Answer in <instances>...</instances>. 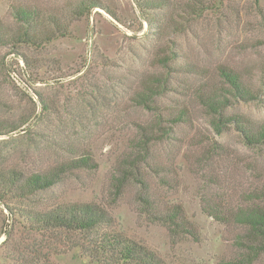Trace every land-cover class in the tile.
<instances>
[{"label": "rangeland", "instance_id": "1", "mask_svg": "<svg viewBox=\"0 0 264 264\" xmlns=\"http://www.w3.org/2000/svg\"><path fill=\"white\" fill-rule=\"evenodd\" d=\"M18 8L39 14V34L34 43L0 46V174H56L58 182L0 203V264L37 255L47 264H94L79 252L78 236L30 231L5 209L63 204L101 208L110 220L102 231L165 264L240 260L247 229L205 210L231 218L264 207V147L244 145L234 123L216 131L199 98L224 96V117L264 123V0H0L3 30L21 31ZM52 19L66 35L45 41ZM221 68L256 99L232 98ZM155 80H165L153 106L168 135L155 133L145 150L141 128H153L157 113L138 96L161 90ZM82 157L86 165H75ZM172 210L187 231L156 219ZM252 264H264V253Z\"/></svg>", "mask_w": 264, "mask_h": 264}, {"label": "trees", "instance_id": "2", "mask_svg": "<svg viewBox=\"0 0 264 264\" xmlns=\"http://www.w3.org/2000/svg\"><path fill=\"white\" fill-rule=\"evenodd\" d=\"M154 7V4H150ZM96 8L95 5H90L89 10ZM14 18L20 25L21 31L10 32L3 30L0 25V46H11L22 42H35L37 32L36 25L38 24L39 14L28 12L22 9H16ZM52 24L55 30L51 31L52 36L44 38L45 41H50L55 37H63L66 31L58 27L55 19H52ZM53 31H55L53 33ZM9 32V33H8ZM36 33V34H35ZM42 38V36H40ZM220 75L223 80L230 85L228 90L229 95L241 101H254L256 96L248 89L240 80V78L226 68L220 69ZM158 86L147 87V93L138 96L139 105L145 110L157 113L156 123L151 127H142L139 137L140 145L147 150V145L152 139H157L155 133L160 132L161 135L167 136L168 128H162V116L158 114V109L153 106L155 99L162 95L165 80L160 82L155 80ZM200 101L203 106L208 109L209 113L216 116L214 128L220 132V128L227 124L234 123L242 133L243 144L248 147L258 148L264 147V123L253 125L251 123L242 122L237 117H224L223 111L225 105L229 104L226 98L220 97L215 93L207 96H200ZM185 111L180 112L175 119L170 120L172 123L180 122ZM26 122L23 123L25 125ZM152 126V125H151ZM19 127L12 128L6 132L10 134L17 131ZM5 134V133H4ZM2 135V134H0ZM145 152V151H144ZM146 153V152H145ZM87 158H80L75 165H86ZM58 182L57 175L33 174L27 178L22 177L16 172L8 174H0V203L3 204L6 199L9 201H19L27 199L39 191L49 189ZM145 204L148 203L143 201ZM12 218H20L23 224L30 231H36L39 234L48 233H65L78 236L82 241V246L79 252L86 258L93 260L94 264H165L156 254L147 250L136 242L129 240L118 233L104 232V227L109 224L107 214L99 207L90 204H67L57 205L43 212L25 211L21 209H13L10 206H5ZM205 210L207 214L218 221L229 223L233 222L247 229L246 242H241L239 245L246 251V254L238 261L233 263L222 264H252L261 253H264V207L256 206L254 208L239 209L235 213L225 215L215 210L211 212ZM158 221L165 225H172L173 232L187 231L184 223L178 221V212L170 211L162 216H157ZM6 238L8 234H4ZM39 256H35L28 264H47L44 257L37 260ZM36 259V261H35Z\"/></svg>", "mask_w": 264, "mask_h": 264}]
</instances>
